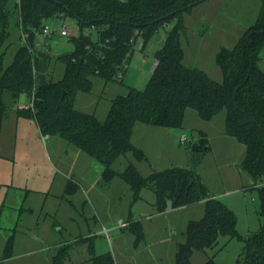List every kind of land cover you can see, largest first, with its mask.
<instances>
[{"label": "rangeland", "instance_id": "obj_1", "mask_svg": "<svg viewBox=\"0 0 264 264\" xmlns=\"http://www.w3.org/2000/svg\"><path fill=\"white\" fill-rule=\"evenodd\" d=\"M261 5V0H205L184 12V63L222 81L216 53L222 46L237 43L257 21ZM63 22L69 24L72 34L79 35L81 31L72 17L49 20L55 31L48 38L52 54L75 48L70 36H61L57 31ZM174 24L171 21L161 27L143 50L136 49L122 82L93 76L92 91L78 92L76 108L105 120L114 97L126 94L130 86L144 88L151 76L154 53L161 47L166 30ZM11 32L6 65L24 43L20 27L12 24ZM96 36L94 31L92 38ZM261 54L264 68V49ZM64 68L62 60L53 58L50 78L61 79ZM26 97L21 95L19 101L28 102ZM182 134L187 140L181 141ZM202 136L208 144L193 152L192 146L199 144ZM133 140L146 158L128 152L116 159L113 169L122 172L134 164L147 176L170 167H191L209 194L236 213L240 235L246 237L258 231L259 193L249 188L253 178L241 166L245 144L226 132L225 110L206 119L187 108L182 127L138 122ZM103 169L101 162L75 144L58 134L43 133L34 118L19 116L14 106L8 108L0 130V259L12 234L14 243L12 255L0 260V264H50L58 248L66 244L72 246L65 264H91L90 245L95 254L111 252L116 264H175L177 246L186 241L187 224L203 217L206 200L158 212L156 195L150 187H143L136 196L120 175L103 185ZM70 180L77 184L73 193L66 191ZM122 222L127 224L123 226ZM132 222L142 225L144 237L139 241L131 229ZM242 248L238 238L220 237L219 244L207 252L195 250L191 261L203 264L214 255L219 264H235L244 258Z\"/></svg>", "mask_w": 264, "mask_h": 264}, {"label": "trees", "instance_id": "obj_2", "mask_svg": "<svg viewBox=\"0 0 264 264\" xmlns=\"http://www.w3.org/2000/svg\"><path fill=\"white\" fill-rule=\"evenodd\" d=\"M203 1L0 0V130L7 109L14 106L19 116L34 118L43 133L58 134L101 162L103 185L120 175L136 196L143 187H150L156 195L158 212L205 199V213L188 222L186 241L177 246L175 264H193L194 251L207 252L219 244L220 237H235L243 242L244 258L237 259L235 264H264V0L257 21L233 47L222 46L216 53L223 74L220 82L205 70L184 63L181 38L187 28L183 13ZM56 17L78 21L79 35L70 36L74 50L52 54L48 46L51 36L45 46L37 45V34ZM171 21L175 24L166 30L161 47L154 53L157 65L144 88L130 86L126 94L114 97L105 120L76 108L78 92L92 91L93 76L122 82L124 70L137 49V38H142L143 50L148 40ZM12 24L20 27L24 43L6 65L5 56L12 46ZM85 30L95 31L96 38L85 34ZM53 58L65 64L59 80L50 78ZM118 73L122 76L118 77ZM21 95L28 99L24 106H20ZM187 108L195 109L206 119L225 110L227 134L245 144L241 166L251 174L254 182L249 188L257 189L260 198L261 223L256 233L246 237L239 234L236 213L209 194L191 167H170L147 176L134 164L122 172L112 168L116 159L128 152L146 158L132 141L138 122L182 127ZM207 144V138L202 136L192 150L198 152ZM76 187L70 180L66 191L73 193ZM130 226L137 241L144 237L139 222ZM13 243L12 234L0 260L12 255ZM71 246L59 247L50 264H65ZM89 251L91 264H116L111 252L95 254L93 245ZM203 264L219 263L212 255Z\"/></svg>", "mask_w": 264, "mask_h": 264}, {"label": "built area", "instance_id": "obj_3", "mask_svg": "<svg viewBox=\"0 0 264 264\" xmlns=\"http://www.w3.org/2000/svg\"><path fill=\"white\" fill-rule=\"evenodd\" d=\"M53 31H54V29L51 27V25L49 23H46L43 26L42 30L37 34L38 39H39L37 45L42 46V47L45 46L47 44V38L52 35ZM57 31L61 36H72V35H74V34H72V32L70 30L69 24L66 22H63ZM92 33H93L92 30H85V34H91L92 35ZM135 45L138 49H141V47L143 45V41H142L141 37L137 38ZM156 65H157V60H156V58H154L152 60V70L155 68ZM117 76L121 77L122 75H121V73H118ZM180 139H181V141L187 140L186 135L182 134L180 136ZM126 224H127L126 222H122L123 226Z\"/></svg>", "mask_w": 264, "mask_h": 264}, {"label": "crops", "instance_id": "obj_4", "mask_svg": "<svg viewBox=\"0 0 264 264\" xmlns=\"http://www.w3.org/2000/svg\"><path fill=\"white\" fill-rule=\"evenodd\" d=\"M184 57H185V56H184ZM154 58H155V57H154ZM154 58H153V59H154ZM151 66H152V64H151ZM26 98H27V97H26ZM21 101H22V102H21ZM21 101H20V102H21V103H20L21 106H24V105L27 103L25 99H23V100H21ZM75 105H76V103H75ZM5 115H6V114H5ZM136 125H137V124H136ZM136 125H135V126H136ZM134 129H135V127H134ZM133 133H134V131H133ZM132 141H134V140H133V135H132ZM134 142H135V141H134Z\"/></svg>", "mask_w": 264, "mask_h": 264}]
</instances>
